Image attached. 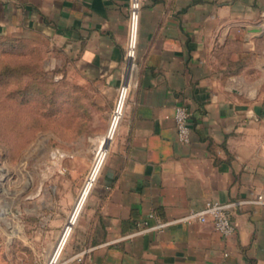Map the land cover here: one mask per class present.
I'll list each match as a JSON object with an SVG mask.
<instances>
[{
	"label": "crops",
	"instance_id": "1",
	"mask_svg": "<svg viewBox=\"0 0 264 264\" xmlns=\"http://www.w3.org/2000/svg\"><path fill=\"white\" fill-rule=\"evenodd\" d=\"M128 1L0 0V36L49 40L92 87L93 122L106 123L118 90L77 204L68 196L90 151L80 139L50 153L56 195L51 174L25 197L19 249L51 264H264V0H140L125 93ZM175 105L189 113L185 144ZM209 200L233 204L228 237L181 220ZM16 207L17 179L0 182V264H17Z\"/></svg>",
	"mask_w": 264,
	"mask_h": 264
},
{
	"label": "rangeland",
	"instance_id": "2",
	"mask_svg": "<svg viewBox=\"0 0 264 264\" xmlns=\"http://www.w3.org/2000/svg\"><path fill=\"white\" fill-rule=\"evenodd\" d=\"M50 46L49 40L28 33L0 38V71L7 67L8 69L22 67L25 68L26 73H31L35 69L32 65L37 63L38 68L46 73L47 78L57 83L55 87L63 90V93H59L56 99L65 100L63 111L61 110L62 112L57 113L53 118H49L47 122L45 121L47 127L31 129V121H34L37 116L34 108L31 107L33 104L27 105L25 109L22 108L17 113L15 104L5 97L6 91L15 87L17 79H13V76H1L0 82L6 80L7 82L0 84V182L17 179V264H46L47 262V258L43 259V252L40 249L36 254L26 245L23 246L27 247L28 250L23 251L24 253L19 249L24 237L22 220L19 219L18 212L30 208L29 200L25 197L29 196L37 185H40L39 190H44L46 184H51L42 183L47 176L51 179V174L53 175V189L56 195V189L60 184V174L56 167H54L53 172L51 171L52 161L55 159L50 153L56 149L61 151L60 148L65 145L74 147L79 139L90 146L87 169L75 193L68 196L70 210H72L77 204L83 185L90 177L97 161L99 148L106 144L104 141L101 144L99 139L108 129L118 99L117 90L105 124L93 122L91 112L97 110L92 107L94 94L92 87H83L78 82L77 77L70 72L67 64H62L60 54L52 53ZM28 77V75L22 76L21 82L27 80ZM21 82L20 84H22ZM69 96L74 97L75 101L81 104L79 111H76L74 106L70 104ZM66 142L67 144H63ZM109 143L106 148H108ZM54 153L57 155L56 152ZM97 178L98 175L96 180ZM3 188L6 191L9 190L5 185ZM7 212H13L12 206L7 207Z\"/></svg>",
	"mask_w": 264,
	"mask_h": 264
},
{
	"label": "built area",
	"instance_id": "3",
	"mask_svg": "<svg viewBox=\"0 0 264 264\" xmlns=\"http://www.w3.org/2000/svg\"><path fill=\"white\" fill-rule=\"evenodd\" d=\"M139 0H129L127 7V42L124 52L126 66L133 65L135 37L137 30V20L139 14ZM133 34V38H132ZM121 85L119 89L122 87ZM172 118L174 122V130L176 139L179 143L185 144L189 141L190 126H189V113L182 105H175L172 110ZM254 202L264 204L262 195H257ZM232 203H222L216 200L206 201L203 206L198 210H190L183 218L182 221H209L213 229L220 234L223 238L228 237L234 231V225L230 219V208ZM165 223H157L149 229H159Z\"/></svg>",
	"mask_w": 264,
	"mask_h": 264
},
{
	"label": "trees",
	"instance_id": "4",
	"mask_svg": "<svg viewBox=\"0 0 264 264\" xmlns=\"http://www.w3.org/2000/svg\"><path fill=\"white\" fill-rule=\"evenodd\" d=\"M0 38H2V36H0ZM32 66L35 69L31 73H26L27 71L22 67H17V69H8L7 67L5 70L0 71V79L1 76H13V79H17L15 87L7 90L5 97L15 104L17 113H19L22 108L25 109L27 105L33 104L31 107L34 108L37 116L34 121H31L30 128L36 130L47 127L45 121L47 122L49 118H53L57 113L63 111L65 100L56 99L59 93H63V90H59L55 87L57 83L50 81L46 73L38 68L37 63H34ZM27 75L29 76L28 79L21 82V77ZM6 82L7 80L0 82V84ZM20 82L22 84H20ZM69 99H71L70 104L74 106L76 111H79L81 104L75 101L74 97L69 96Z\"/></svg>",
	"mask_w": 264,
	"mask_h": 264
},
{
	"label": "bare ground",
	"instance_id": "5",
	"mask_svg": "<svg viewBox=\"0 0 264 264\" xmlns=\"http://www.w3.org/2000/svg\"><path fill=\"white\" fill-rule=\"evenodd\" d=\"M132 38H133V34H132ZM126 66V65H125ZM126 69V68H125ZM133 70H134V67L132 64H128L127 66V69H126V74H125V78H124V82H123V89L125 91V93L127 92V88L129 86V84L131 83V79H132V74H133ZM125 73V72H124ZM134 75V74H133ZM100 149V148H99ZM98 154H97V158H98ZM46 264H51L49 262V259L47 257V262Z\"/></svg>",
	"mask_w": 264,
	"mask_h": 264
},
{
	"label": "water",
	"instance_id": "6",
	"mask_svg": "<svg viewBox=\"0 0 264 264\" xmlns=\"http://www.w3.org/2000/svg\"><path fill=\"white\" fill-rule=\"evenodd\" d=\"M64 229H65V227L62 229V232H61V234H60V236H59V238H58V240H57V242H56V244H55V247L57 246V244H58V242H59V239H60V237H61V235H62ZM55 247H54V248H55Z\"/></svg>",
	"mask_w": 264,
	"mask_h": 264
}]
</instances>
